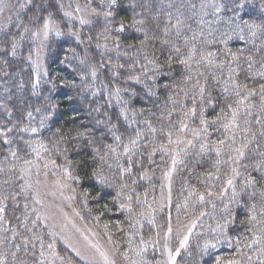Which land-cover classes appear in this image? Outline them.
<instances>
[{
  "label": "trees",
  "instance_id": "trees-1",
  "mask_svg": "<svg viewBox=\"0 0 264 264\" xmlns=\"http://www.w3.org/2000/svg\"><path fill=\"white\" fill-rule=\"evenodd\" d=\"M16 1L0 27V264H81L35 199L41 161L69 174L82 219L122 264H157L145 176L185 122L199 134L171 216L197 225L177 264H264V0H84L95 16L79 42L64 0ZM47 19L62 33L36 78L31 30Z\"/></svg>",
  "mask_w": 264,
  "mask_h": 264
},
{
  "label": "rangeland",
  "instance_id": "rangeland-1",
  "mask_svg": "<svg viewBox=\"0 0 264 264\" xmlns=\"http://www.w3.org/2000/svg\"><path fill=\"white\" fill-rule=\"evenodd\" d=\"M85 1H63L65 8L62 13L69 26L66 34L77 42L80 41L83 28L89 26L95 16L93 10L86 6ZM22 5L16 0H2L0 27L4 26L12 10ZM105 7L109 8L111 5L107 3ZM46 23L47 27H45ZM61 33L59 27L49 19L31 30L35 50L30 58V64L36 78H43L46 75L45 46L47 42ZM198 134V127L185 122L179 136L166 150L168 163L157 179L154 175L145 176L148 180L157 181V184H152L150 189H147L143 199V220L154 230L152 244L160 253L157 264H177L178 257L187 248L196 232V220H189L183 224L173 222L171 205L177 165L182 154L191 146ZM33 169V189L41 214L69 254L81 264H122L110 240L82 219L69 174L46 161L36 163ZM0 210L2 211V207ZM66 261L60 264H77Z\"/></svg>",
  "mask_w": 264,
  "mask_h": 264
},
{
  "label": "snow or ice",
  "instance_id": "snow-or-ice-1",
  "mask_svg": "<svg viewBox=\"0 0 264 264\" xmlns=\"http://www.w3.org/2000/svg\"><path fill=\"white\" fill-rule=\"evenodd\" d=\"M0 2H2V0H0ZM116 2H117V0H109V4L110 5H115L116 4ZM109 13H106V15H108ZM82 23H83V21H81ZM48 25H47V23L45 24V27H47ZM121 31L123 30V28H121L120 29ZM229 183H231V182H229ZM253 219H254V217H253Z\"/></svg>",
  "mask_w": 264,
  "mask_h": 264
}]
</instances>
